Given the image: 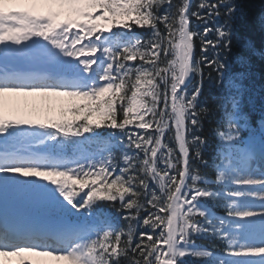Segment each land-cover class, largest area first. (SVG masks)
Instances as JSON below:
<instances>
[{
    "label": "snow or ice",
    "instance_id": "6c2138e0",
    "mask_svg": "<svg viewBox=\"0 0 264 264\" xmlns=\"http://www.w3.org/2000/svg\"><path fill=\"white\" fill-rule=\"evenodd\" d=\"M245 15L237 0H0V264H264V108L253 124L228 63Z\"/></svg>",
    "mask_w": 264,
    "mask_h": 264
},
{
    "label": "trees",
    "instance_id": "16d2710c",
    "mask_svg": "<svg viewBox=\"0 0 264 264\" xmlns=\"http://www.w3.org/2000/svg\"><path fill=\"white\" fill-rule=\"evenodd\" d=\"M246 15L242 19H237L234 24V35L232 36V51L230 59H234L241 63L238 58L244 57L243 65H248V76L251 82L252 98L261 100L264 98V28L261 27L260 18L264 16V0H237ZM195 8L192 5V10ZM193 22V18H192ZM194 24V23H193ZM249 46H244V45ZM199 49V40L196 41ZM199 53V50H197ZM206 70H209L206 68ZM214 76V73H212ZM218 92L215 90L205 89L200 96L201 104L212 108L217 101ZM203 131L200 135L208 138V143L213 144L214 136L211 132L216 119L213 116L203 119ZM208 149L204 151V158H206ZM202 171L211 174L210 168H204ZM198 241L205 246L211 247L213 244L220 245L219 241L211 240L208 237L198 238ZM190 264H196L193 260Z\"/></svg>",
    "mask_w": 264,
    "mask_h": 264
}]
</instances>
